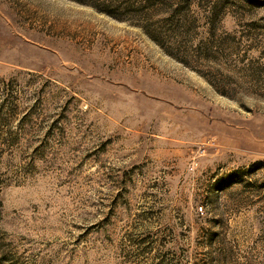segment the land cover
Returning <instances> with one entry per match:
<instances>
[{
  "label": "rangeland",
  "instance_id": "374dc122",
  "mask_svg": "<svg viewBox=\"0 0 264 264\" xmlns=\"http://www.w3.org/2000/svg\"><path fill=\"white\" fill-rule=\"evenodd\" d=\"M0 264H264V0H0Z\"/></svg>",
  "mask_w": 264,
  "mask_h": 264
},
{
  "label": "built area",
  "instance_id": "2783aa9c",
  "mask_svg": "<svg viewBox=\"0 0 264 264\" xmlns=\"http://www.w3.org/2000/svg\"><path fill=\"white\" fill-rule=\"evenodd\" d=\"M198 210L200 211L201 209L199 208Z\"/></svg>",
  "mask_w": 264,
  "mask_h": 264
}]
</instances>
